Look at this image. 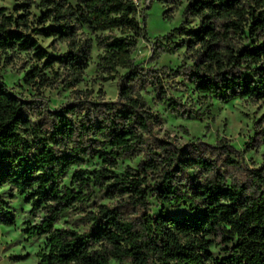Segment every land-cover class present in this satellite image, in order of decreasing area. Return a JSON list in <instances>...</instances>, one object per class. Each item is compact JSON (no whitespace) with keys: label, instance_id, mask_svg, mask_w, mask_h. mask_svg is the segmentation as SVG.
<instances>
[{"label":"trees","instance_id":"obj_1","mask_svg":"<svg viewBox=\"0 0 264 264\" xmlns=\"http://www.w3.org/2000/svg\"><path fill=\"white\" fill-rule=\"evenodd\" d=\"M17 1L14 13L0 6V52L30 51L43 60L30 66L26 84L40 87L60 79L76 85L93 43L102 49L103 71L125 69L117 100L76 98L37 119L27 112L32 103L0 76V188L14 189L31 213H41L22 230L28 239L44 237L36 264H264V163L238 180L229 172L240 168L235 146L200 138L179 145L155 133L157 116L140 91L149 85L161 100L167 91L160 72L150 74L132 58L137 40L146 37L138 4ZM32 6L40 9L35 19ZM192 18L198 19L196 27H176L165 35L166 43L158 42L162 50L184 46L191 61L167 75L186 74L206 99L264 103V0H186L184 23ZM175 33L183 37L174 41ZM34 34L64 42L66 50L52 55ZM54 64L59 69L49 77L44 69ZM137 156L136 166L118 170L121 158ZM85 157L99 165L75 168L64 184ZM96 189L110 202L57 226L66 210L90 202ZM166 205L187 211L175 216ZM14 220L9 201L0 196V224ZM215 239L222 256L210 249Z\"/></svg>","mask_w":264,"mask_h":264},{"label":"rangeland","instance_id":"obj_2","mask_svg":"<svg viewBox=\"0 0 264 264\" xmlns=\"http://www.w3.org/2000/svg\"><path fill=\"white\" fill-rule=\"evenodd\" d=\"M17 4V0H0V6L5 7L7 12L14 13ZM185 5L186 0H138L137 19L140 25L145 27L146 37L137 40L132 58L140 66L147 68L150 74H162L167 99H159L149 85L140 92L147 106L157 116L155 133L158 136L170 138L179 145L196 138L212 144H216L219 139L224 140L239 149V152L233 154V158L239 162L240 168L229 172L238 180H243L248 173L247 169L259 167L264 163V133L260 131L264 123V103L239 98L206 99L201 92L194 89L186 74L178 77L167 75L169 69L191 64L184 46L166 47L165 50L158 47V42H167L165 35L174 28H193L198 24L197 18L184 23ZM30 10L32 19L40 13V9L34 6ZM33 37L52 55H59L66 50L64 42L45 38L40 34H34ZM182 37L175 33L172 40L179 41ZM101 54L102 49L93 43L82 80L74 86H67L60 79L40 87L26 84L23 78L30 66H41L43 62L37 60L30 51L0 52V76L23 100L32 103L27 112L31 119H37L41 117L42 111L55 110L75 102L76 98L100 102L117 100L119 77L125 69L118 68L117 73L107 74L99 66ZM58 69L59 66L54 64L51 68H45L44 72L50 77L52 71ZM76 90L79 93H75ZM171 101L177 103L173 108L169 105ZM246 142H250V150L247 152L244 146ZM219 156L222 157L221 154ZM139 160L140 156L123 157L119 161L118 170L125 165L136 166ZM98 165V160L85 157L80 164L68 171L63 183H69L75 168L91 169ZM0 196L9 201L15 217L12 225L0 224V264H36V254L44 244V237L28 239L22 230L28 224L38 221L41 213H31L30 205L8 186L0 188ZM108 202L110 201L104 197L103 192L96 189L90 202L82 207L66 210L57 226H64L71 219L81 216L84 211ZM164 209L175 216L187 211L182 205H166ZM158 210L159 205L153 203L152 211ZM210 249L214 255H223L217 239L213 241Z\"/></svg>","mask_w":264,"mask_h":264},{"label":"built area","instance_id":"obj_3","mask_svg":"<svg viewBox=\"0 0 264 264\" xmlns=\"http://www.w3.org/2000/svg\"><path fill=\"white\" fill-rule=\"evenodd\" d=\"M133 1H134V3L138 4V0H133Z\"/></svg>","mask_w":264,"mask_h":264}]
</instances>
